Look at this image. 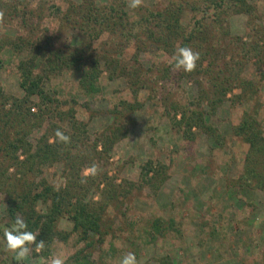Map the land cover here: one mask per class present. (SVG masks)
Wrapping results in <instances>:
<instances>
[{"label": "rangeland", "instance_id": "obj_1", "mask_svg": "<svg viewBox=\"0 0 264 264\" xmlns=\"http://www.w3.org/2000/svg\"><path fill=\"white\" fill-rule=\"evenodd\" d=\"M94 1L104 6L112 0ZM246 1L254 8L253 22H249L245 13H228L227 23L221 27L230 35L225 36L220 30L213 33L218 36L215 47L209 59L203 60L202 68L215 65L226 79L240 77L253 82L254 94L243 91L242 84L233 85L223 102L212 108L206 96L214 95L208 83L214 80V72L187 75L171 67L158 77L146 76L145 80L153 79L148 83L155 91L151 92L146 84L136 97L125 79L109 78L104 61H101V92L96 95H86L81 90L79 70L64 72L46 83L48 95L55 94L62 107L67 104L63 109L73 108L77 120L86 127L90 159L78 164L74 176L85 179L81 192L87 201L105 211L103 240L92 237L93 244L87 248L86 242L77 241L73 223L62 219L59 230L72 233L67 242L57 239L50 247L33 251L27 259L16 262L14 254L5 251L2 229L8 221V198L0 195V264H47L53 254H63L67 264L83 249L79 259L86 264H119L129 251L135 253L138 264H264V185L258 186L264 180V151L252 152L246 137L237 132L245 114H251L264 135V0ZM14 2L17 0H0V12L4 13L0 30L11 37L28 32L21 14L5 10L9 5L13 7ZM25 2L33 9L44 2L47 8L42 16L34 18L35 33L39 36L55 33L56 47L60 50L82 45L83 31L62 30L60 19L51 12L55 4L65 11L70 4H82L83 0ZM160 4V0L143 2L148 8ZM201 9L204 11L198 19L208 16L206 9ZM127 11L132 9L127 7ZM195 15L187 9L183 25L193 26ZM239 40L242 44H237ZM135 52L132 44L128 53H124V60L131 59ZM169 57L151 49L140 58L147 69L154 65L169 66ZM26 58L25 52L16 53L9 48L1 54L0 88L6 98L25 95L17 66ZM162 92L181 105L177 120H181L185 107L195 111L204 125L201 122L194 125L189 133L178 129L171 118L173 113L168 115L164 111ZM124 101L134 104L133 110H127L125 120L119 122L125 135L105 151L103 139L98 137L110 134L108 129L115 122L113 110ZM33 108L35 113L39 111L37 105ZM5 110H10L8 104ZM33 122L28 123L31 132L27 140L34 153L47 133L52 136L51 143L56 139L48 132V122L41 127ZM71 152L77 155L74 149ZM20 156V162H24L26 157ZM92 165L98 166V172H93ZM22 166L15 163L9 172L20 178L28 172L31 189L44 187L42 181L58 188L67 184L65 165L61 162L45 166L40 172ZM38 210L44 213L45 205L40 203Z\"/></svg>", "mask_w": 264, "mask_h": 264}, {"label": "trees", "instance_id": "obj_2", "mask_svg": "<svg viewBox=\"0 0 264 264\" xmlns=\"http://www.w3.org/2000/svg\"><path fill=\"white\" fill-rule=\"evenodd\" d=\"M160 1L161 4L156 8L143 5L132 11H127L128 0H112L104 6H98L94 0H83L82 4H70L65 11L55 4L54 8H56L51 15L60 19L62 30L65 28L66 32L73 29L83 31L82 45L74 48L68 46L65 50L57 49L58 36L55 33L42 36L35 33L34 18L47 12L44 2L35 9L32 5L23 3L24 0H17L13 7L10 5L5 7V10H13L15 15H22L23 27L28 31L22 36L11 37L0 30V68L3 65L1 54L6 49L27 54V58L21 60L17 66L20 87L25 95L21 98H6L0 88V195H6L8 198L6 209L8 221L5 226H10L15 217L20 215L25 219L28 230L39 233L36 242L44 241L45 246L50 247L57 239L67 242L72 236L71 232L58 228L62 219H68L78 233L77 241L86 242L87 248L93 244L92 237L103 240L102 224L105 211L87 201L86 195L81 192L83 190L81 182H85V179L74 176V170L78 164L90 159L86 142L87 130L85 125L77 120L73 108L63 109L67 104L62 107L63 104L55 94L48 95L45 85L51 81L50 79L64 72L79 70L82 73L81 90L86 95H96L101 92L100 78L103 74L101 61H104L109 78L111 80L125 79L134 96L137 97L139 92L146 88V84L151 92L155 91L153 85L148 83L153 79L145 80L146 76L158 77L160 74H166L172 67L169 64L165 67L154 65L146 69L142 64L141 55L156 49L171 56L177 47L188 46L200 54L197 67L193 72L208 74L212 71L215 74L214 80L208 81L210 88H213V90L211 88V94L214 95L206 96V101L212 108L223 102L227 94L232 92L233 85L241 86L242 84L243 91L253 92V94L256 92L253 91V82H245L240 80V77H237V80L226 79L219 71H216L215 65L209 64L207 68H202L203 60L209 59V53L215 47L218 36L217 34V37L214 36L213 33L220 30L225 36L230 35L221 27L222 23H227L228 13L231 11L245 13L249 17V22H253L254 8L246 0ZM201 8L206 9L208 16L204 15L198 19V15L204 11ZM187 9L196 14L193 26L183 25V15ZM58 31L61 33L60 29ZM241 42L239 40L237 44ZM132 44L136 52L131 59L124 60V53H128ZM162 93L164 111L168 115L173 113L171 118L176 122L178 129L181 128V131L189 133L194 125H204L195 111H189L185 107L181 120H177L181 105L169 99L164 92ZM34 98H37V103ZM7 104L10 106L9 111L5 110ZM33 105H37L38 112L35 113ZM133 107V103L124 101L113 110L115 122L108 129L110 134L103 138L98 137L99 140L103 139L105 151L112 148L125 135L124 128L120 127L119 122L120 119L125 120L128 116L127 110H133ZM245 116L237 132L246 137L245 140L251 145L252 152L261 153L264 151L263 131L257 129L259 123L253 115L245 114ZM196 117H198L197 120ZM10 121H12L11 124H9ZM30 121H34L33 123L38 124V127L48 122L49 133L55 137V131L60 129L70 136V143H61L56 137V141L51 143L52 136L47 133L38 142L36 151L33 153V145L27 140L31 132L28 125ZM73 149L77 155L71 152ZM19 154L26 157L24 162H20ZM56 162L65 165V177L68 181L63 188L42 181L44 187L31 189L33 186L27 183L28 172L23 173V178L12 176L9 172L15 163L18 167L23 165L28 171L40 172L43 167H51ZM67 170L70 171L68 174ZM259 182L261 184L258 186L262 187L264 180L263 183ZM114 197L117 198V196ZM40 203L46 207L44 213L38 210ZM84 250H80L77 256H74L67 264H86L85 260L79 259ZM14 261H16L15 258Z\"/></svg>", "mask_w": 264, "mask_h": 264}, {"label": "clouds", "instance_id": "obj_3", "mask_svg": "<svg viewBox=\"0 0 264 264\" xmlns=\"http://www.w3.org/2000/svg\"><path fill=\"white\" fill-rule=\"evenodd\" d=\"M144 0H128L127 7L130 9H138L143 6ZM4 13L0 12V24H2ZM200 54L188 46H179L169 57L168 63L177 71L183 70L190 73L195 71ZM55 137L61 143H70V136L66 135L62 130L55 131ZM93 172H98V166L92 165ZM5 251L14 254L16 261L20 262L27 259L33 251L40 252L45 247V242L37 243L38 232L28 230L25 219L17 215L14 222L10 226H4L2 229ZM34 246V248H33ZM47 264H66V257L63 254H53L47 261ZM119 264H138L137 257L134 252H127L119 260Z\"/></svg>", "mask_w": 264, "mask_h": 264}]
</instances>
